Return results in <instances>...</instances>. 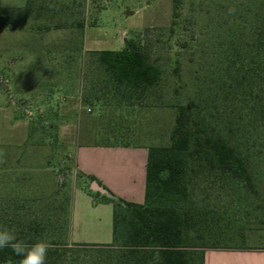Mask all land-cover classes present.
<instances>
[{
	"label": "rangeland",
	"instance_id": "374dc122",
	"mask_svg": "<svg viewBox=\"0 0 264 264\" xmlns=\"http://www.w3.org/2000/svg\"><path fill=\"white\" fill-rule=\"evenodd\" d=\"M7 1L3 0L4 5ZM32 1L28 13L10 4L1 9L0 2V234L13 236L35 220H47L50 225L44 237L48 242H111V205L108 214L91 215V209L82 204L75 242L70 238L66 221L72 216L73 194L84 183L76 167V146H170L178 106L187 105L193 109L197 127L229 134L252 158L251 169L261 194L254 197L233 188L208 171L192 173L189 186L193 194L202 207L224 220L220 228L225 239L219 238L220 246L264 247V130L254 110L255 102L260 101L258 94L264 96V79L258 73L245 78V72H239L240 66L233 63L237 57L251 58L244 47L252 44L253 29L263 24L264 0H182L177 15L174 0ZM82 20L87 34L74 26ZM60 25L63 28H56ZM85 34L103 50H120L127 38H138L161 69L162 81L139 99L98 93L106 80L84 46ZM253 66L251 62L245 65L246 69ZM79 70L92 73L96 101L112 108L122 105L140 110L135 122L129 121L130 129H135L133 139L81 138L86 116L93 114L110 123L115 111H106L108 116L101 117L102 109L92 111L84 106L89 92L65 95L59 89V72L70 76ZM50 74L54 85L47 87ZM21 89L30 91L28 99ZM42 93L52 95L50 107L42 101ZM91 182L85 185L87 190ZM240 207L242 221L233 227L226 225ZM239 226L244 228L245 244L235 236ZM217 229L205 234L215 238L220 233ZM111 255L114 253L105 247L78 249L70 261L110 262Z\"/></svg>",
	"mask_w": 264,
	"mask_h": 264
},
{
	"label": "trees",
	"instance_id": "16d2710c",
	"mask_svg": "<svg viewBox=\"0 0 264 264\" xmlns=\"http://www.w3.org/2000/svg\"><path fill=\"white\" fill-rule=\"evenodd\" d=\"M181 1L174 0L175 15L181 9ZM2 22L3 16L0 29ZM74 26L82 32L87 28L85 20ZM56 28H63V25ZM47 29L53 28L48 26ZM252 34V44L244 47L251 58L237 57L233 63L240 66L239 72H245V78L258 73L264 79V18L263 24L254 28ZM90 55L106 80L98 93L139 99L162 81L161 69L152 62L147 48L138 38H127L120 50L91 51ZM248 62L255 66L246 69ZM258 97L260 101L255 102L254 110L260 129L264 130V96L258 94ZM196 125L192 107L179 105L171 145L148 148L145 203L127 201L110 190L114 198H101L99 193L87 190L98 201L113 205L111 243L48 242L44 233L49 221L35 220L13 236L0 234V264H72L70 256L78 249L102 247L111 249L114 255L109 256L110 262L99 259L95 264H205L207 250L248 249L245 245L220 246L219 238L225 239L220 228L224 220L213 210L202 207L189 184L192 173L208 171L231 187L260 197L251 169L252 158L229 134L223 131L222 134L208 133L206 126ZM95 180L94 176H89V181ZM242 211L241 207L236 209L226 225L233 227L241 222ZM66 222L71 226V219ZM214 228L220 230L217 237L205 234ZM243 229L241 226L235 236L245 244L247 238Z\"/></svg>",
	"mask_w": 264,
	"mask_h": 264
},
{
	"label": "crops",
	"instance_id": "0c3cea01",
	"mask_svg": "<svg viewBox=\"0 0 264 264\" xmlns=\"http://www.w3.org/2000/svg\"><path fill=\"white\" fill-rule=\"evenodd\" d=\"M0 2L2 5L1 9L10 4V6L16 7L17 11L21 13L30 12L33 6V2L30 0H8L5 5L3 0H0ZM26 21L28 22V18H26ZM86 34L84 39L86 50H103L97 47V45L93 43V40L87 37ZM23 76L29 77L30 74H25ZM57 76L59 80L56 83H58L59 89L65 92V95H71L73 91L76 92L77 90H79L78 92L80 93H90L85 96L84 106L87 110L91 109L94 111L96 108L102 109L101 111H103L104 114H98L101 115V117L108 116L106 111H115L112 113L114 121H110V123H108L105 118H94L93 114L86 116L82 123V128L80 129L82 139L90 141L99 139L105 141H127L133 139L135 129H130L129 126L132 122L129 123V121H134L140 116V110L138 108L135 106L125 107L122 105L112 108L111 106H104L103 102L96 101L95 95L98 96V93L92 90L96 84L91 79V72L85 74L84 71L79 70L70 76L62 75L61 72H59ZM52 77V74L48 75L46 81L47 87H52V85H54ZM88 77L89 83L88 80H83ZM84 89H86V91ZM20 92L22 95H25L24 97L26 99L30 97L29 90L21 89ZM42 94L45 95L44 93ZM82 97H84V95H82ZM52 99V95L47 93V96L45 95L42 101H47L50 107L52 105ZM86 101H93V103H86ZM148 156V147H137L130 143H125V145L112 143H106L104 145L84 143L76 146V167L79 175L81 173L80 176L84 180V183L83 186L73 194L70 226V238L72 241H74L73 236L76 234V222L81 219L82 204H85L91 209V215H99L104 212L108 214L111 205L112 214L114 215L112 204L98 201L85 188V185L89 182V176H94L96 182L108 191L110 190L113 192L117 197L130 202L143 204L145 203ZM111 242L109 239H105L103 242H98L96 244H108ZM205 264H264V247H249L248 249H210L206 251Z\"/></svg>",
	"mask_w": 264,
	"mask_h": 264
},
{
	"label": "water",
	"instance_id": "95a60500",
	"mask_svg": "<svg viewBox=\"0 0 264 264\" xmlns=\"http://www.w3.org/2000/svg\"><path fill=\"white\" fill-rule=\"evenodd\" d=\"M91 190L94 192H99L101 196H107L109 198H114L110 192L102 187L98 182L94 181L91 183Z\"/></svg>",
	"mask_w": 264,
	"mask_h": 264
}]
</instances>
